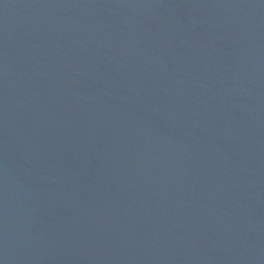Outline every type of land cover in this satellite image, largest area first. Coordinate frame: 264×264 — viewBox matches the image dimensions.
Returning a JSON list of instances; mask_svg holds the SVG:
<instances>
[{
	"label": "water",
	"instance_id": "obj_1",
	"mask_svg": "<svg viewBox=\"0 0 264 264\" xmlns=\"http://www.w3.org/2000/svg\"><path fill=\"white\" fill-rule=\"evenodd\" d=\"M0 264H264V0H0Z\"/></svg>",
	"mask_w": 264,
	"mask_h": 264
}]
</instances>
